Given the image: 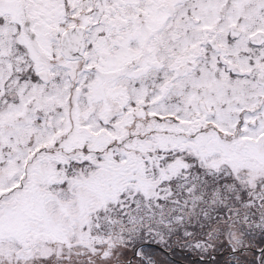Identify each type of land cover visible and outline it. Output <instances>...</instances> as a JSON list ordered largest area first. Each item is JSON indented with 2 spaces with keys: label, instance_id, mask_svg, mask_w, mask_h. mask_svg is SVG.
<instances>
[{
  "label": "snow or ice",
  "instance_id": "obj_1",
  "mask_svg": "<svg viewBox=\"0 0 264 264\" xmlns=\"http://www.w3.org/2000/svg\"><path fill=\"white\" fill-rule=\"evenodd\" d=\"M0 264H264V0H0Z\"/></svg>",
  "mask_w": 264,
  "mask_h": 264
}]
</instances>
